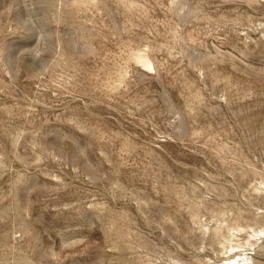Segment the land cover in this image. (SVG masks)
Returning a JSON list of instances; mask_svg holds the SVG:
<instances>
[{"label": "rangeland", "instance_id": "1", "mask_svg": "<svg viewBox=\"0 0 264 264\" xmlns=\"http://www.w3.org/2000/svg\"><path fill=\"white\" fill-rule=\"evenodd\" d=\"M263 232L264 0H0V264H264Z\"/></svg>", "mask_w": 264, "mask_h": 264}, {"label": "bare ground", "instance_id": "2", "mask_svg": "<svg viewBox=\"0 0 264 264\" xmlns=\"http://www.w3.org/2000/svg\"><path fill=\"white\" fill-rule=\"evenodd\" d=\"M264 233V232H263ZM247 260V259H246ZM230 262H232V264H241L242 262L245 264V259L242 260H237L236 257L235 258H230L229 259ZM239 262V263H238ZM247 263V262H246Z\"/></svg>", "mask_w": 264, "mask_h": 264}]
</instances>
